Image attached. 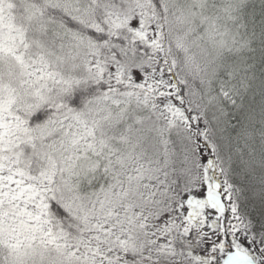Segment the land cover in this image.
<instances>
[{"label": "snow or ice", "instance_id": "6c2138e0", "mask_svg": "<svg viewBox=\"0 0 264 264\" xmlns=\"http://www.w3.org/2000/svg\"><path fill=\"white\" fill-rule=\"evenodd\" d=\"M0 264H264V0H0Z\"/></svg>", "mask_w": 264, "mask_h": 264}]
</instances>
